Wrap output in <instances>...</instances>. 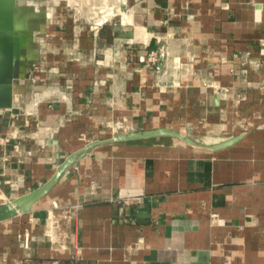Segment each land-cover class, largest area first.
Returning <instances> with one entry per match:
<instances>
[{
	"label": "crops",
	"instance_id": "1",
	"mask_svg": "<svg viewBox=\"0 0 264 264\" xmlns=\"http://www.w3.org/2000/svg\"><path fill=\"white\" fill-rule=\"evenodd\" d=\"M107 2L118 16L100 26L65 6L46 15L0 110V201L118 133L166 127L196 145L96 146L0 222V264H264V0Z\"/></svg>",
	"mask_w": 264,
	"mask_h": 264
},
{
	"label": "water",
	"instance_id": "2",
	"mask_svg": "<svg viewBox=\"0 0 264 264\" xmlns=\"http://www.w3.org/2000/svg\"><path fill=\"white\" fill-rule=\"evenodd\" d=\"M29 1L32 0H0V110L14 107L19 95L22 64L26 60V53L31 49L37 34L47 27V14L44 13V8L31 4ZM114 28L117 32L122 29L118 24ZM130 35L131 32H129ZM211 101V107L218 105L219 96L215 95ZM160 136H171L187 144L196 145L192 138L166 127L118 133L108 140L92 142L73 152L63 162L59 163L55 173L42 186L8 202L1 203L0 222L30 213L33 205L50 193L62 174L77 159L84 157L96 146ZM235 141L236 138H231L208 146V148L218 150Z\"/></svg>",
	"mask_w": 264,
	"mask_h": 264
},
{
	"label": "rangeland",
	"instance_id": "3",
	"mask_svg": "<svg viewBox=\"0 0 264 264\" xmlns=\"http://www.w3.org/2000/svg\"><path fill=\"white\" fill-rule=\"evenodd\" d=\"M44 4L41 7L44 8V13L50 16V19L54 20L57 16L58 7L65 6L67 10L73 14V16L80 17L88 20L94 24L104 23L108 17H116L111 8H108L107 0H42ZM106 1V2H105ZM40 5V4H38ZM107 5V6H106ZM71 7L73 8L72 11ZM113 13V14H112ZM129 18L127 14H124V21ZM43 32V31H42Z\"/></svg>",
	"mask_w": 264,
	"mask_h": 264
},
{
	"label": "built area",
	"instance_id": "4",
	"mask_svg": "<svg viewBox=\"0 0 264 264\" xmlns=\"http://www.w3.org/2000/svg\"><path fill=\"white\" fill-rule=\"evenodd\" d=\"M112 14H113V13H112ZM112 18H113L112 16L106 18L104 23L110 21ZM104 23H98V22H96V25H97V26H100V25H103ZM260 45L264 48V39H262V40L260 41ZM149 60H151V61H153V62H156V61L158 60V55H157V53L154 52V51H152V52L150 53V55H149ZM247 61H248V60L244 59V63H246ZM249 62H250V63H251L256 69H258V68L261 67V63H260L259 61H256V60H250V59H249ZM243 71H244V72H247V69L244 68ZM131 200H132L131 198H125V199H124V202L127 203V204H129V203L131 202ZM1 203H2V202L0 201V204H1ZM25 264H59V261H55V260H54V261L41 260V261H38V262L27 261ZM69 264H81V263L79 262L78 258H76V257H72V258H70V260H69Z\"/></svg>",
	"mask_w": 264,
	"mask_h": 264
},
{
	"label": "flooded vegetation",
	"instance_id": "5",
	"mask_svg": "<svg viewBox=\"0 0 264 264\" xmlns=\"http://www.w3.org/2000/svg\"><path fill=\"white\" fill-rule=\"evenodd\" d=\"M29 3L36 4L37 6L41 7V5L44 4V1H42V0H32V1H29ZM38 4H40V5H38ZM46 20H47V18H46Z\"/></svg>",
	"mask_w": 264,
	"mask_h": 264
}]
</instances>
